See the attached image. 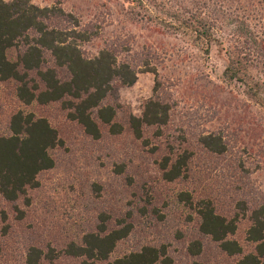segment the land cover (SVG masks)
Here are the masks:
<instances>
[{"label": "rangeland", "instance_id": "rangeland-1", "mask_svg": "<svg viewBox=\"0 0 264 264\" xmlns=\"http://www.w3.org/2000/svg\"><path fill=\"white\" fill-rule=\"evenodd\" d=\"M162 1L176 10L204 6L211 17L219 14L215 26L219 39L210 44L207 57L191 37L150 20L145 8L129 0H31L40 7L60 6L82 25L89 23L97 28L99 36L81 44L84 55L94 56L105 45L113 44L118 60L136 65L135 83L118 90V102L133 115L140 116L143 101L152 95L155 76L171 105V115L161 136L153 128L144 130L149 138L147 146L134 139L128 127L120 135H110L102 126L101 137L94 140L76 122L67 120L58 104L34 102L25 107L15 97L14 84L0 82V134L7 132L11 113L25 109L47 118L63 141L51 151L54 167L41 172L39 186L28 192L29 202L19 200L21 211L15 215L10 205H3L8 225L5 234L0 232V264H24L28 245L53 248L58 253L53 260L45 259L40 264H79L80 258L62 252L65 245L79 241L84 231L93 230L100 212L117 218L130 209L134 212L132 231L118 242L110 260L139 246L162 242L167 244L174 264L236 263L237 257L226 255L209 237H200L202 250L198 255L187 252L189 240L195 237V221L187 219L189 208L175 197L181 191L194 199L208 197L226 216L235 212V198L246 189L264 199V110L243 85L222 77L235 24L245 16L242 10H234L220 0ZM252 5L246 17L256 22L264 6ZM261 63L260 59L252 62L250 74L255 79L263 75ZM124 117L120 113L118 120L123 122ZM213 131H221L229 143L224 156L210 153L198 143L199 135ZM167 143L174 146V151L184 147L193 152L185 179H161L158 162L168 153ZM240 163L248 179L242 170L235 172ZM118 165L123 167L121 172L115 170ZM237 186L242 188L235 194ZM145 200L149 202L148 212L157 208L162 219L136 212ZM248 224L241 219L232 236L245 251L252 248L245 240ZM1 227L0 222V231Z\"/></svg>", "mask_w": 264, "mask_h": 264}, {"label": "trees", "instance_id": "trees-1", "mask_svg": "<svg viewBox=\"0 0 264 264\" xmlns=\"http://www.w3.org/2000/svg\"><path fill=\"white\" fill-rule=\"evenodd\" d=\"M145 8L147 17L174 33L191 37L194 46L205 56L210 44L218 40L216 24L220 17L203 7L195 10H176L162 0H129ZM234 10H242L244 19L236 22L233 43L227 50V64L222 77L227 82H236L246 88L248 96L264 110V13L256 22L248 19L252 3L263 4L264 0H220ZM152 7H146L147 4ZM151 3V4H150ZM220 10V8H218ZM250 16V15H249ZM236 16L234 19H238ZM93 24L82 25L79 20L60 6L40 7L31 0H0V82H12L16 99L25 107L32 103L58 104L67 120L76 122L91 139L97 140L105 127L110 135H120L125 127L141 145L147 146L146 128L155 129L161 136L171 115V105L163 95L161 82L155 76L152 95L143 101L140 116H135L128 107L118 102L120 87L131 86L136 81V65L117 59L113 44L105 45L94 56L84 55L81 44L99 36ZM262 60V77L250 74L252 62ZM147 64V61H143ZM148 65V64H147ZM147 70L149 67H146ZM152 70L154 73V69ZM128 109V111H127ZM123 110V112H122ZM124 113L123 122L118 120ZM198 143L208 152L224 156L229 143L221 131L199 135ZM57 130L45 117L31 111L18 109L7 121V132L0 134V222L1 234L7 228L4 204L16 215L21 211L18 202L27 204L28 192L39 186L38 175L54 167L51 151L62 146ZM168 153L158 162L160 177L165 182L185 179L188 164L193 155L189 149L174 151L167 143ZM117 172L123 170L116 166ZM248 179L240 163L235 167ZM246 187V186H245ZM240 188H242L240 186ZM235 187V194L241 190ZM242 194H244L242 196ZM246 189L235 198L232 215L226 216L216 210L208 197L194 199L187 191L177 193L175 200L183 202L190 213L187 219L195 221L194 238L186 250L191 256L202 250L200 237H209L228 256L237 257L235 264H264V199H258ZM136 210L141 215H158L157 208L146 209L148 200ZM132 209L123 216L112 217L104 211L97 215L95 228L84 231L79 241L68 242L62 252L80 258L79 264H174L165 243H148L110 260L111 253L133 228ZM241 219L248 221L245 240L252 246L245 251L232 236ZM6 222V223H5ZM182 229L177 230L180 236ZM181 232V233H180ZM1 252V242H0ZM53 248L44 250L35 245L25 249L24 264H40L57 257Z\"/></svg>", "mask_w": 264, "mask_h": 264}]
</instances>
